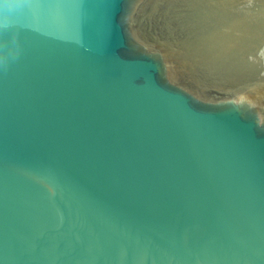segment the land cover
<instances>
[{"label":"water","instance_id":"95a60500","mask_svg":"<svg viewBox=\"0 0 264 264\" xmlns=\"http://www.w3.org/2000/svg\"><path fill=\"white\" fill-rule=\"evenodd\" d=\"M0 264H264V0H0Z\"/></svg>","mask_w":264,"mask_h":264}]
</instances>
